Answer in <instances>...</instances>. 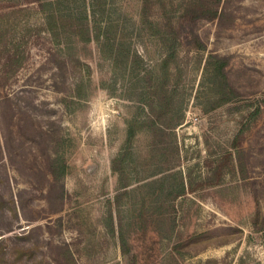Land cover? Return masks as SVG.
Wrapping results in <instances>:
<instances>
[{"label": "rangeland", "instance_id": "rangeland-1", "mask_svg": "<svg viewBox=\"0 0 264 264\" xmlns=\"http://www.w3.org/2000/svg\"><path fill=\"white\" fill-rule=\"evenodd\" d=\"M165 2L172 24L159 4L149 15L167 31L186 7L201 10L191 27L203 48L180 47L163 70L170 50L142 27V0L95 11L93 0L72 1L87 7L92 31L103 28L100 41L93 31L70 44L46 30L37 2L0 0V264H264V0ZM212 56L228 62L229 95ZM154 80L167 90L151 108ZM170 98L183 116L174 128ZM131 123L141 125L132 142ZM127 151L126 189L169 175L166 219L148 259L147 244L134 241L137 262L119 238L113 162ZM57 157L67 164L58 181L49 168Z\"/></svg>", "mask_w": 264, "mask_h": 264}, {"label": "trees", "instance_id": "trees-1", "mask_svg": "<svg viewBox=\"0 0 264 264\" xmlns=\"http://www.w3.org/2000/svg\"><path fill=\"white\" fill-rule=\"evenodd\" d=\"M29 3H38V11L42 15V20L46 26V30L50 33V35L56 40H60L61 42H65L70 44L72 41V37H78V39L83 42H90L92 40L91 32L95 34V38L100 41L101 39V25L95 26L94 30L90 28L89 24V15L87 12V7H83L79 11L74 10L68 4L72 3L74 0H27ZM142 22L141 25L144 27V30H150L152 35L156 36L161 40V43L167 46L168 55L167 58L162 62V69L166 70L169 68V63L176 59V55L180 47L186 46L189 47H198L203 48V43L200 37L195 34L192 30L191 24L193 20L198 18L201 15V10L195 6L186 7L183 11H181L176 17L174 16L175 26H172V29L167 31L162 26L161 22H157L151 18L149 15L150 6L153 4H159L162 8L165 9L163 15L167 18L172 24L173 19L166 11V2L165 0H142ZM103 4L105 7L107 5V0H104L102 3L96 2V6L93 0L92 7L93 10H96V7ZM67 6V8L65 7ZM109 27L105 26L104 28L108 32L110 30ZM107 42H110V38L107 36ZM21 47V46H20ZM19 47L17 44L14 45L11 54L9 55V65L14 64V68L12 70L16 71L21 67V59L19 53ZM135 57L140 58L138 54ZM129 54L127 60H129ZM212 65H214L213 76L217 79L219 78V88L221 92L229 95L232 93L230 90V84L228 82V78L225 73V66L228 63L227 60L220 56H212ZM210 65V63H209ZM153 80L154 78H150ZM154 83H150L147 88V93L145 97V105L154 108L160 104L158 103V94L161 92L165 93L167 90V81L160 82V80H154ZM228 99H223L220 101V104L224 103ZM167 112H172L173 123H168L166 126L168 128H174V126L178 125L179 122L183 119V116L180 113L179 108H177L176 104L170 98V101H166ZM154 110V109H153ZM260 109H256L254 114H257ZM151 129L153 130H161L165 132L161 127L157 126V122L153 119L150 120ZM141 125H137L135 123H131L128 129V140L133 141L137 130H139ZM129 151L125 153H120L117 158L114 159L113 162V170L118 174L120 179L121 188L123 189L121 192L116 195V203L119 206V238L121 242L122 250L125 254H131L134 260L137 262L138 254L132 253V248L134 241L142 240L143 243L147 244L148 255L147 259L150 257L151 250H153L154 234L156 232H160L161 224L166 219L165 211V197L162 196L163 192L166 190V181L168 180L169 175H164L158 177L156 179L145 181L142 184L134 187L133 189H126L127 186L131 184V179H128V170L127 167L129 164L126 163L129 156ZM118 161L120 163L118 164ZM133 162V161H132ZM50 170L53 176V179L58 181L63 178V176L67 172V164L61 161V157H57L51 160L50 162ZM140 180V179H136ZM170 193H174L176 191L173 190ZM185 190V185L180 182L178 187L179 192H183ZM135 193V197L132 200L131 197ZM128 196V205H129V215L126 218H123V215H120L121 206H125L122 204L124 197ZM127 205V206H128ZM164 209V210H163ZM108 225L110 226L112 232L116 233V227L114 224V216L113 212L109 213L108 216ZM126 219V221H124ZM125 222V223H124ZM147 249H145L147 251Z\"/></svg>", "mask_w": 264, "mask_h": 264}]
</instances>
